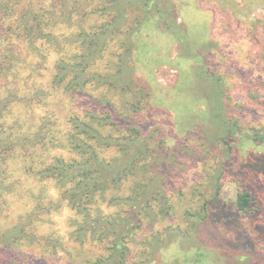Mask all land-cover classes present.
Wrapping results in <instances>:
<instances>
[{
  "label": "rangeland",
  "instance_id": "obj_1",
  "mask_svg": "<svg viewBox=\"0 0 264 264\" xmlns=\"http://www.w3.org/2000/svg\"><path fill=\"white\" fill-rule=\"evenodd\" d=\"M230 1L233 8L227 4ZM108 3L0 0V95L15 108L7 114V126H0V138L20 130L12 123L15 113L25 121L49 116L61 124L72 113L83 116L77 101L82 108L88 107L87 101L73 99L63 85L52 87L49 82L55 61L67 55V30L58 33L60 46L48 45L37 35L54 17L52 12L70 18L73 31L78 22L111 20L112 11L99 15L93 11ZM124 12L119 23L125 30L146 23L133 32L130 47L117 41L125 39V32L113 35L96 65L106 67L110 54H121V87L103 94L118 101L115 105L122 99L130 104L133 97L143 106L131 107L134 111L121 108V118L130 115L140 135L158 142L153 168L160 190L134 186L143 177L138 171L122 183L121 193L114 191L126 197L138 189V199H152L151 211L147 216L141 211V227L124 244L129 251L124 264H264V235L242 247L234 243L235 223L231 227L198 223L203 202L218 188L221 199L233 201L237 185L232 177L237 178V169L251 153H264V0H127ZM91 86L86 89L91 91ZM23 142L0 145V264H25L22 249L46 264H92L88 260L94 256L108 254L107 240L81 242L75 237L80 217L66 200L59 207L48 204L49 197L61 199L58 185L28 169L40 164L31 163ZM49 153L74 156L62 148H51ZM115 153L112 148L104 152L108 157ZM164 198L170 204L165 215L159 211ZM261 200L264 207V193ZM108 201H96L93 216L129 208L125 201ZM261 221L264 224V213ZM196 258L200 260L195 262Z\"/></svg>",
  "mask_w": 264,
  "mask_h": 264
},
{
  "label": "trees",
  "instance_id": "obj_2",
  "mask_svg": "<svg viewBox=\"0 0 264 264\" xmlns=\"http://www.w3.org/2000/svg\"><path fill=\"white\" fill-rule=\"evenodd\" d=\"M105 1L109 2L107 6L101 4L100 8L93 11H97L98 15L112 11L114 15L111 20L101 24L90 22L89 25L78 22L76 26L78 30L73 31L74 22L70 18L62 19L60 12H52L51 15L54 17L47 20L44 29L37 35L48 45L60 46L58 33L64 28L67 30V35L64 36L67 39V55L57 58L49 82L52 87L63 85L68 96L73 99L86 100L88 103L86 108H82L77 101L81 108L77 107L83 111V116L72 113L65 124H61L56 122L57 118L49 116H42L38 121L32 119L25 121L27 118L22 120L21 115L15 113L12 123L18 125L20 130L10 131L5 138H0V145H10L13 142L16 145L18 141H24V148L30 153L31 163L35 160L40 164L36 169H33V166H29L28 169L35 174L54 179L58 185L61 199L49 197L48 204L54 203L55 207H59L64 199L66 204L79 215L74 230L76 238L81 242L87 238L107 240L108 254H98L88 262L124 264L129 253L124 244L128 237L134 235L135 229L141 227L143 223L139 217L141 211L143 216H147L148 211H151L152 199H149L150 197L138 199L137 194L141 192L138 189L132 190L126 197L115 194L114 191L121 193L122 183L130 180L138 174V171L143 177L134 182V186H140L142 191H160L155 185L157 175L153 168L159 152L158 142L154 137L149 136L145 139L139 134L136 120L130 119L128 114L124 115L129 117L121 118L122 109L131 107L137 110L143 109L140 102L137 103L131 97L130 104H127L126 99H122L119 105H115L118 101L111 102L103 94L105 90L115 92L120 89L123 81L120 65L123 58L121 54H117L118 57L110 54L106 67L98 66L96 62L102 57L105 49L109 48L110 41L114 39L113 35L119 36L121 32H125V39L117 41L120 45L130 47L135 36L133 32L146 23V21L136 23L131 29L125 30L123 23L119 22L125 15L124 6L127 0ZM227 4L233 8L232 1ZM252 4L253 1L251 6ZM93 27L96 28L93 30ZM70 44H75L79 50ZM71 46L75 49L70 51ZM203 51L206 52L205 49ZM88 86L92 87L91 91L86 89ZM95 88L98 91L93 92ZM7 101L8 97L1 98L0 95L1 127L7 126L9 123L7 114L15 109L8 107L11 105H7ZM134 108H131L132 111L135 110ZM121 120L123 125L120 123ZM223 140L228 141L227 138ZM51 148L68 149V153H73L74 156L66 158L59 154L51 155L49 153ZM111 148L116 153L110 157L105 156L104 152ZM147 150L153 151V154H148ZM11 156L12 153L8 154V157ZM223 164L222 168H224ZM237 171V178L232 177L237 185L235 199L233 201L221 199L217 186L215 195L203 202V215L198 217V223L201 225L203 222H211L224 227H231V223H235L234 243L241 244L242 247L252 246L253 241H258L264 235V224L261 221L264 213L261 200V195L264 193V153H251ZM152 198L154 200L157 196ZM105 199L112 204L125 201L129 208L113 214H103L97 212L99 210L97 207L94 209L97 213L93 216L92 205L98 200ZM160 207L159 211H163L164 215L169 211L170 204L166 198ZM196 220L197 217L194 221ZM18 227L19 225L16 224L13 230H18ZM10 239L12 242H17L16 238ZM19 243L18 245L22 247L21 242ZM234 243L228 240L230 246H235ZM22 253L27 257L25 264H46L32 253H26L23 249ZM199 260L200 258H196L195 262Z\"/></svg>",
  "mask_w": 264,
  "mask_h": 264
}]
</instances>
